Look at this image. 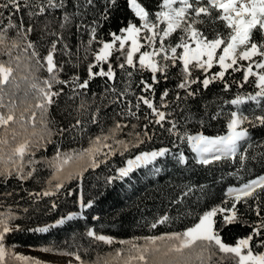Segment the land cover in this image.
Masks as SVG:
<instances>
[{
  "label": "snow or ice",
  "instance_id": "1",
  "mask_svg": "<svg viewBox=\"0 0 264 264\" xmlns=\"http://www.w3.org/2000/svg\"><path fill=\"white\" fill-rule=\"evenodd\" d=\"M68 3H71V0H68ZM94 4L95 0H82V3L77 0L76 6L87 8ZM117 4L118 0H105L104 10L101 12L103 19H108L109 9L116 7ZM126 4L135 17L139 18L138 21H129L125 27L118 30V33H109V40H102L98 38V22L94 20L91 25H86L82 21L77 23L80 13H68L66 0H0V55L9 56L7 61L0 60V109H6L0 111V128L4 129V135L0 137V185L6 186L12 180L23 185L24 182L32 179L37 171L36 165L39 163L34 159L33 149L39 150L47 144H52V135H63L69 130L61 128L58 133H53L49 128L50 108L64 93V87L57 88V85L71 87L74 95H80L78 89L87 90L92 80L97 77L105 78V93L102 100L107 99L110 93L109 104L124 105L116 114L137 120L141 118L138 114L142 105L146 106L149 111L143 114V118L147 123L143 125L142 131L129 133L135 137V142L131 145L123 140H116V135L128 127L116 121L109 129V135H104L101 129V135L90 140L89 148L75 154L57 151L53 158L57 163L52 165L56 172L48 181L49 185L53 180L56 181L54 190L29 193L30 197L54 196L64 188V179L71 180L73 174L68 173L64 179L58 174L74 157L83 158L86 155L89 160L88 167L93 169L106 163V160H97L96 157L101 153L102 148L111 150L112 146L104 143L108 139H113L123 146L124 151H128L130 146L138 148L139 145L152 139V135L146 129L153 124L161 128H165V124L170 125L165 131L180 139H186L192 150L200 155V162L203 164L224 157H235L238 143L250 138L249 129L264 126V103H262L264 102V0H157V10L154 13L146 10L138 0H126ZM56 10H64L60 18V29H70L75 23L77 29L88 32L89 38L84 46L83 58L87 60L91 55L92 62L87 65V79L81 80L79 76H72L70 79L61 78L63 65L56 62L55 56L58 52V44L63 39V33L58 34L55 31L48 33L56 36L57 39L51 41L45 55H41L35 42L29 41L24 51L27 52L29 49L32 51L27 57L28 63L24 65L27 75L22 77L28 83V89L24 92V99L20 100L21 104L27 103V107L17 116L18 105L15 97L20 90V84L16 81L14 73L20 68L21 58L13 57L11 48H18L20 45L13 40L11 46H8V32L15 30L18 38L27 39L34 28L30 23L26 26L24 14H27L29 21L47 15H53L55 19ZM52 23L53 20H46L44 29L47 30ZM221 27L224 31H221ZM94 44H98L99 47L93 48ZM63 50L65 54H70L67 44H64ZM104 65L107 67L105 68ZM216 66L219 71L212 72L211 70ZM117 69L120 70L123 87L117 86ZM172 69H179L180 82L176 87L185 92L183 97L177 93L176 101L195 97L198 89H192L194 84L202 85L207 89L209 85L221 82L224 92L230 91L232 85H236L238 89H244L246 85L254 89L252 92L237 91L234 98L223 101L225 104L236 106L237 109L229 113L226 135L209 137L202 133L191 135L187 132L181 135L178 130L179 122L170 119L172 112L167 111L171 107V104L166 102L170 90L165 88L160 93L159 103L155 99L156 87L162 80L167 81L170 78ZM41 71H45L48 75L41 77L38 75ZM194 71L202 73L203 79L200 76L193 77ZM230 71L241 73L240 79L227 80L226 74H230ZM145 72L149 74L147 78L143 75ZM137 74L140 78L138 83L134 84L132 77ZM134 87L139 88L140 94L133 91ZM30 93L34 103L27 101ZM6 96L9 98L7 104L4 102ZM246 101H254L259 114L255 111L246 113L241 108ZM92 102L95 103V97ZM90 107L91 105L82 97L77 112L83 115ZM99 111L100 108L97 107L90 123H98ZM37 112L40 114L39 130L36 127ZM29 124L31 132L28 131ZM82 124L83 121L77 119L76 124L71 127L76 128ZM13 125H19L27 135L23 139H18L21 132L12 127ZM131 127L135 130L140 126L132 124ZM249 147L251 148L252 145L249 144ZM168 152L167 148L140 152L134 159L127 160L126 167L117 170L119 177L128 176L134 168L151 164ZM207 153H213L212 160L205 156ZM107 155L109 154L106 153L105 156ZM258 155L264 162V153ZM180 159L183 161V155ZM239 159L244 161L256 157L241 154ZM86 170L87 168L76 173V177L82 176L83 171ZM112 179L115 178L109 177V182ZM12 195L13 192L0 190V196ZM228 195L234 197L230 207L215 206L204 211L198 215L197 221L192 226L182 232L147 236L143 238L142 245L135 241H120L129 245L124 264H193V258L199 261V264H212L217 252L223 254L219 264H224V257L231 258L234 264H264V251L257 250L264 249V214H262L264 213L262 207L264 175L244 183L239 188H230ZM249 200L254 202L255 207L248 204ZM239 203L245 204L254 211L258 222L247 224L251 228L250 234L238 238L234 244H228L221 236L222 229L218 227L217 217L219 215L225 227L234 223H246L239 215L237 208ZM78 204L81 209H88L92 207L93 202L86 201L81 195ZM2 206L0 204V207ZM52 207H57L55 202L52 203ZM24 211L27 212V209ZM76 215L77 213H70L67 219H72ZM16 219L18 217L10 209L7 212H0V264H6V257L9 255H12L19 264H42L38 259L10 253L6 247L7 236L22 230L15 224ZM169 220L170 217L164 215L153 222L151 228H156L157 224H165ZM56 223L62 224L64 220H57ZM32 231L47 232L48 228H36ZM86 235L97 242L113 243V238L91 229ZM52 250L42 249L45 252ZM62 254L74 255L75 259L83 264L77 253ZM122 255L123 250L117 249L115 259L118 260ZM104 264L111 262L105 260Z\"/></svg>",
  "mask_w": 264,
  "mask_h": 264
},
{
  "label": "trees",
  "instance_id": "2",
  "mask_svg": "<svg viewBox=\"0 0 264 264\" xmlns=\"http://www.w3.org/2000/svg\"><path fill=\"white\" fill-rule=\"evenodd\" d=\"M82 3V0H80ZM105 0H95L93 6L80 8L77 0H66V10L68 13L79 12L78 22L91 25L92 21L98 22V38L109 40V33L117 32L125 27L129 21L136 22L138 17L126 4V0H118V4L108 11V19H103L101 12L104 10ZM146 10H157V0H138ZM64 10H56L53 15L39 17L29 21L27 14H24L26 26L30 23L34 28L27 39L18 38L15 30L8 32L10 47L13 40L19 43L20 47L11 48L12 56H20V68L14 73L16 81L20 84V90L15 99L17 100V116L27 107V103L21 104L20 100L24 99V92L28 89V83L22 79L27 75L24 65L28 63L27 57L31 53V49L24 51L26 44L31 41L35 42L37 49L41 55H45L50 47L51 41L57 39L56 36L49 35V32L55 31L58 34L63 33V39L58 44V52L55 60L58 64L63 65L61 73L62 79H70L72 76H79L81 80L87 79V65L92 62V56L88 59L84 57V46L89 38L88 32L83 29H77L75 23L70 29L62 30L59 27L61 16ZM46 20H53L50 27L45 30L44 23ZM221 31L224 29L221 27ZM64 44L68 45V52L65 54L63 50ZM93 48H98V44H94ZM7 54L0 55V60L7 61ZM13 63V67H15ZM106 68L107 65H104ZM212 72L219 71L218 66L214 67ZM118 72V87H123V79ZM41 77L48 74L45 71L38 73ZM144 77L149 74L145 72ZM203 74L194 71L193 77ZM241 73L226 74V79H240ZM139 74L134 75L132 80L138 83ZM180 82L179 69H172L170 78L167 81H161L156 87V102L159 103V95L165 89H169V96L166 102L171 104L167 111L172 112L170 119L179 122V132L181 135L187 132L191 135L204 134L209 137L227 134V121L229 113L235 111L236 106L225 104L223 101L234 98L237 91L252 92L254 89L248 85L244 89H238L236 85H232V89L228 92L223 91V84L215 82L207 89L202 85H192L193 90H197L195 97L181 99L176 101L177 93L181 97L185 95L184 90L178 89L176 85ZM111 83V82H109ZM57 88L64 87V93L56 100V103L50 108L48 119L51 121L49 128L53 133H58L59 129H69L63 135L54 134L51 139L52 144H47L39 150H35L37 171L32 179L19 184L12 180L6 186L0 185V190L13 192L12 196H0V212H7L9 209L13 211L18 219L15 224L19 225L21 231L9 234L6 238V247L18 244L22 248H51L56 252L77 253L81 257L83 264H104L105 260L110 262L112 256L115 255L117 249L123 248L125 244H105L97 242L86 235L88 230H93L99 234H103L116 239L117 241H131L143 239L147 236H159L166 233L182 232L187 227L192 226L197 221L198 215L204 211L210 210L215 206L230 207L234 197L228 195L230 187H241L244 183L256 179L264 175V162L261 161L259 153H264V126H256L250 128V138H246L240 142L238 152L235 157H224L220 160H212L208 164H203L198 159L195 152L192 151L186 139H180L175 135L169 134L165 128L170 125L165 124V128L158 125H150L146 129L152 139L136 147H129L128 151H124L123 146L117 144L113 139L104 141L112 146L102 148L101 153L96 157L97 160H106V163L100 164L98 168L88 167L89 160L85 155L83 158H75L65 165L63 170L58 174L62 179L67 177L68 173L73 174L71 180L64 179L65 187L57 192L54 196L36 197L29 196V193L43 192L44 190H54L55 180L49 185L48 181L56 172L53 158L57 151L60 153L75 154L83 149L90 147V140L101 135L103 129L104 135H109V129L114 126L116 121L121 124L128 125L123 131L116 135V140H123L131 145L135 142L134 135L130 132L142 131L143 125L147 123L143 118V114L149 110L146 106L141 107L140 119L133 117H121L117 115L124 107L123 104H109L111 94L107 99H103L105 93V78L97 77L90 82L87 90H80V95H74L72 88L68 86L57 85ZM7 91V89H6ZM133 91L139 93V88L134 87ZM72 96V99L69 97ZM87 100L91 105L87 112L79 115L77 109L81 103V98ZM95 97V103H93ZM131 98V97H130ZM8 96L5 97V103H8ZM28 102L34 103L32 94L27 97ZM264 103V102H262ZM99 107L98 123H90L92 114ZM241 108L245 112L255 111L259 114V109L255 107L254 101H246ZM164 110V109H162ZM6 111V109H1ZM220 113V115H217ZM27 115V114H26ZM216 117V118H213ZM40 114L37 112V130L40 129ZM81 119L83 124L72 128L76 124V120ZM138 124L140 127L133 130L131 125ZM17 131L21 132L18 139H23L26 133L19 128V125H13ZM28 131L31 132V125H28ZM4 135V129L0 128V137ZM143 138V137H141ZM249 144L252 147H249ZM167 148L169 152L165 156L159 157L154 164L149 167L140 166L134 168L128 176L120 178L118 169L126 167L127 160L135 158L140 152H147ZM115 154H111L112 152ZM108 153L109 155L105 156ZM123 153V154H121ZM254 156L256 159H247L241 161L240 155ZM183 155V161L180 156ZM28 157H26L27 159ZM61 159L63 157L61 156ZM51 162V163H50ZM155 166V167H154ZM83 175L76 177V173L81 172ZM109 177H114L109 182ZM71 193V194H69ZM187 193V194H185ZM83 195L84 199L93 202L92 207L81 209L78 204V198ZM55 202L57 207L53 208L52 203ZM224 202H228L225 204ZM248 204H255L252 200ZM264 207V204H262ZM239 215L242 221L246 223H234L223 226L221 218L217 217L218 227L221 230L223 240L228 244H234L238 238H242L250 234L251 228L247 224L258 222L254 211L250 210L245 204H237ZM27 209V212L24 211ZM79 212L82 217H78L63 225H57L56 221L66 218L70 213ZM264 214V213H262ZM164 215L170 217L165 224H157L156 228H151V224L156 222ZM49 226L48 232H36L32 229ZM264 251V249H257ZM215 251V250H214ZM222 253L217 252L213 257L212 264H219ZM193 264H199L193 258ZM224 264H234L229 257H224Z\"/></svg>",
  "mask_w": 264,
  "mask_h": 264
},
{
  "label": "rangeland",
  "instance_id": "3",
  "mask_svg": "<svg viewBox=\"0 0 264 264\" xmlns=\"http://www.w3.org/2000/svg\"><path fill=\"white\" fill-rule=\"evenodd\" d=\"M0 111H1V109H0ZM239 144H240V142L238 143V147H239ZM238 147H237V150H238ZM195 154L197 155L198 159L200 160L201 159L200 155L198 153H196V152H195ZM205 156L208 159L212 160V156H213L212 154L211 155L205 154ZM155 161H153L151 164L144 165V167H149L150 165L154 164ZM230 188H239V187H230ZM74 213H77V215L74 216L72 219H67V217H68L67 216L66 218H63L64 223L57 224L56 226L63 225L65 223L69 222V221H72L73 219H76L78 217H82L81 213H79V212H74ZM46 227L48 228V231H49L50 227L49 226H46ZM42 228H44V227H42ZM40 233H42V232H40ZM131 241H135V242H137V243H139L141 245L144 243V240L142 238L141 239H136V240H131ZM113 244L121 245L122 243H120V241H117L116 239L113 238V243L111 245H113ZM125 245L126 246H123V248H121L123 250V255L118 260L115 259V255L112 256L111 264H124V260L126 259L127 255H128V247H129V245L127 243H125ZM7 248L9 249L10 253L20 254V255L27 256V257H32V258L38 259V260H40L42 262V264H81L80 261H77L75 259L74 255H64V254H62L64 252H59V251L56 252V251H53V250L52 251H47V252L42 251V249H44L45 247H43V248H33V247L22 248L18 244H13L12 246H9ZM6 264H19V262L15 261L13 259L12 255H9L8 257H6Z\"/></svg>",
  "mask_w": 264,
  "mask_h": 264
},
{
  "label": "bare ground",
  "instance_id": "4",
  "mask_svg": "<svg viewBox=\"0 0 264 264\" xmlns=\"http://www.w3.org/2000/svg\"><path fill=\"white\" fill-rule=\"evenodd\" d=\"M207 154H209V155H211V154H212V155H213V153H207ZM126 165H127V164H126Z\"/></svg>",
  "mask_w": 264,
  "mask_h": 264
}]
</instances>
